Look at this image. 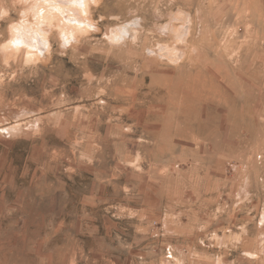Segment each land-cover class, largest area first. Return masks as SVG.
I'll use <instances>...</instances> for the list:
<instances>
[{
  "label": "rangeland",
  "instance_id": "1",
  "mask_svg": "<svg viewBox=\"0 0 264 264\" xmlns=\"http://www.w3.org/2000/svg\"><path fill=\"white\" fill-rule=\"evenodd\" d=\"M0 264H264V0H0Z\"/></svg>",
  "mask_w": 264,
  "mask_h": 264
},
{
  "label": "clouds",
  "instance_id": "2",
  "mask_svg": "<svg viewBox=\"0 0 264 264\" xmlns=\"http://www.w3.org/2000/svg\"><path fill=\"white\" fill-rule=\"evenodd\" d=\"M4 16H7L8 15V13L7 12H4V14H3Z\"/></svg>",
  "mask_w": 264,
  "mask_h": 264
},
{
  "label": "bare ground",
  "instance_id": "3",
  "mask_svg": "<svg viewBox=\"0 0 264 264\" xmlns=\"http://www.w3.org/2000/svg\"><path fill=\"white\" fill-rule=\"evenodd\" d=\"M58 17V16H57ZM63 21V20H62ZM32 40V39H31ZM30 42V41H29ZM29 47V46H28ZM37 48V47H36ZM33 49V48H32ZM40 49V48H39ZM29 51V50H28Z\"/></svg>",
  "mask_w": 264,
  "mask_h": 264
}]
</instances>
